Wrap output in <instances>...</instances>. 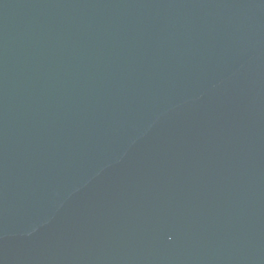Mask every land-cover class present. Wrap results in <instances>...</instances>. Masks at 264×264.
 Wrapping results in <instances>:
<instances>
[{"label": "water", "instance_id": "1", "mask_svg": "<svg viewBox=\"0 0 264 264\" xmlns=\"http://www.w3.org/2000/svg\"><path fill=\"white\" fill-rule=\"evenodd\" d=\"M0 264H264V0H0Z\"/></svg>", "mask_w": 264, "mask_h": 264}]
</instances>
